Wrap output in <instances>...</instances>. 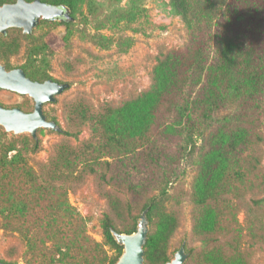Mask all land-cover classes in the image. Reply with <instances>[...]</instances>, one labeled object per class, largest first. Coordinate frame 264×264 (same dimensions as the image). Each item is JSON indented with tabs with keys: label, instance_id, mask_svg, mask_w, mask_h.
<instances>
[{
	"label": "trees",
	"instance_id": "1",
	"mask_svg": "<svg viewBox=\"0 0 264 264\" xmlns=\"http://www.w3.org/2000/svg\"><path fill=\"white\" fill-rule=\"evenodd\" d=\"M42 1L68 6L67 26L79 4L86 2ZM170 3L188 29L189 43L158 58L146 91L97 113L84 104H68L65 134L77 137L79 128L90 123L92 140L79 148L57 146L40 172L27 160L29 153L40 150L39 138L25 136L20 146L19 139L11 140L0 157L2 212L8 219L12 212L23 220L31 212L38 216L35 224L39 222L46 239L53 240V255L66 264H115L123 246L111 229L134 233L144 211L151 227L146 264L170 261L168 240L180 225L175 194L186 175V162L195 159L198 168L189 194L192 234L214 246L206 264H250L241 250L244 232L252 247L264 250V0ZM89 8L95 15L91 1ZM130 15L119 10L108 22L116 26L131 20ZM15 31L21 30L0 34V62L8 69L20 47L18 39L9 40ZM96 37L97 45L110 47L107 38ZM44 52L35 46L29 60H43ZM21 68L34 81L52 79L40 78L33 62ZM89 175L110 189L101 228L113 255L89 240L83 217L67 202L68 185ZM132 204L139 216L132 214ZM240 212L243 226L237 219Z\"/></svg>",
	"mask_w": 264,
	"mask_h": 264
},
{
	"label": "rangeland",
	"instance_id": "2",
	"mask_svg": "<svg viewBox=\"0 0 264 264\" xmlns=\"http://www.w3.org/2000/svg\"><path fill=\"white\" fill-rule=\"evenodd\" d=\"M90 1L95 4V15H91ZM119 10L129 16L132 13V19L116 26L109 24V16ZM64 21L41 23L31 35H24L21 30L9 37L10 41L18 39L20 46L10 57L9 67L21 68L33 62L40 78L48 75L56 82L68 84L54 103L44 107L48 120L58 123L63 132L38 131L40 150L27 155L30 167L36 172L50 161L57 146L79 148L92 140L90 123L79 128L77 137L65 134L70 124L69 103L84 104L90 113H97L107 106H117L137 97L149 88L158 58L189 43L188 29L182 18L175 14L170 0H86L79 4L71 26L65 25ZM95 36L107 38L110 47L104 49L97 45ZM35 46L45 49L43 60H29L30 50ZM0 105L31 112L34 101L29 96L0 89ZM25 136L30 135L15 136L0 126V157L11 140L19 139L16 145L20 146ZM196 161L186 162V175L175 194L178 196L175 210L180 225L168 240L167 254L172 259L185 241L189 254L187 262L206 264V254L213 251L214 246L205 245L192 234L193 204L189 194L197 173ZM68 188L67 202L83 217L86 236L110 255L115 254L106 245L101 228V220L109 209L105 194L110 189L100 186L91 175L69 184ZM134 207L132 204V214L139 216V210ZM2 211L5 212L0 206V261L3 264H66L59 260L60 255H53V240L46 239V229L39 222L35 224L38 216L31 212L23 220L12 212L8 219ZM237 219L243 226L244 213L240 212ZM161 233L165 234L164 231ZM241 250L250 264H264V250L250 245L247 232H244ZM51 255L55 257L53 261Z\"/></svg>",
	"mask_w": 264,
	"mask_h": 264
},
{
	"label": "water",
	"instance_id": "3",
	"mask_svg": "<svg viewBox=\"0 0 264 264\" xmlns=\"http://www.w3.org/2000/svg\"><path fill=\"white\" fill-rule=\"evenodd\" d=\"M71 14L66 6H56L42 0H16L14 3H0V34L6 36L10 29H20L24 35H31L43 21H64ZM68 87L52 79L44 82L30 79L22 68L8 69L0 63V89L29 96L34 101L31 112L20 108H5L0 105V126L7 133L15 136L28 134L37 138L40 129L55 130L62 133V128L55 121L48 120L44 112L46 104L54 103L56 97ZM116 242L123 246V252L115 264H145V245L150 233L147 211L140 216L134 233H119L111 229ZM189 254L186 242L175 252L174 257L165 264H186ZM0 264H3L0 261Z\"/></svg>",
	"mask_w": 264,
	"mask_h": 264
}]
</instances>
